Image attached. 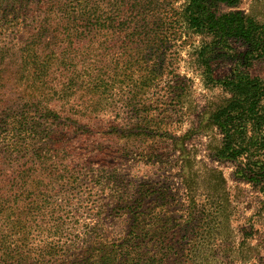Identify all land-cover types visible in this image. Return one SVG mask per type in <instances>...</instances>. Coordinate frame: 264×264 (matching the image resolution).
I'll return each instance as SVG.
<instances>
[{
    "label": "trees",
    "instance_id": "1",
    "mask_svg": "<svg viewBox=\"0 0 264 264\" xmlns=\"http://www.w3.org/2000/svg\"><path fill=\"white\" fill-rule=\"evenodd\" d=\"M236 3L0 0V78L8 75L23 89L0 93V264H186L184 252L204 214L194 197L188 193L179 204L148 180L123 185L119 171L79 159L80 147L71 145L90 131L84 113L113 105L119 70L140 64L148 73L140 80L161 79L178 26L210 34L214 40L204 48L227 38L245 46L231 74L218 80L230 97L211 114L220 134L213 157L233 162L234 178L257 188L264 207V84L248 71L264 56V24L239 10H219ZM199 61L209 68L202 50ZM210 171L222 203L210 216L219 218L230 193L222 173ZM92 189L100 203L92 201ZM83 209L91 217L79 222ZM108 215L125 218L121 234L103 221Z\"/></svg>",
    "mask_w": 264,
    "mask_h": 264
},
{
    "label": "rangeland",
    "instance_id": "2",
    "mask_svg": "<svg viewBox=\"0 0 264 264\" xmlns=\"http://www.w3.org/2000/svg\"><path fill=\"white\" fill-rule=\"evenodd\" d=\"M167 1L177 7L185 0ZM219 10H239L264 24V0H237L234 6L221 4ZM178 29L180 34L174 38L177 41L164 54L161 79L158 77L156 80H160L154 84L140 80L148 75L140 64H131L126 72L119 70L113 105L101 107L97 113H84L82 122L89 125L90 131L72 138L71 145L80 147L79 159L87 157L94 167L119 171L123 185L125 181L134 185L148 180L163 186L179 204L188 193L194 197V206L204 214L200 228L192 231L191 246L184 252L186 264H264L262 196L251 184L234 178L233 162L213 157L220 134L211 114L230 97L218 80L231 74L245 46L238 39L227 38L223 45L204 48L214 40L210 34ZM119 45L117 54L122 51ZM201 50L208 57L209 68L199 61ZM248 71L264 84V56L254 60ZM10 91L18 94L23 89L5 75L0 78V93L10 97ZM112 126L116 127L113 131ZM211 168L222 173L230 193V206L219 218L210 216L217 204L222 205L219 191L213 188ZM85 188L87 192L90 187ZM98 194L91 190L92 201L100 203ZM169 205L170 209L178 206ZM86 211L83 209L79 222L90 220ZM115 217L103 221H111L108 228L121 234L125 218Z\"/></svg>",
    "mask_w": 264,
    "mask_h": 264
}]
</instances>
